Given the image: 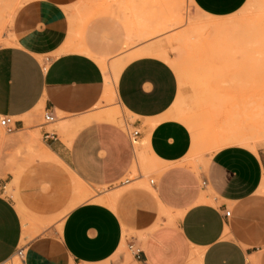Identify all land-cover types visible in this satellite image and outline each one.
<instances>
[{
    "label": "crops",
    "instance_id": "0c3cea01",
    "mask_svg": "<svg viewBox=\"0 0 264 264\" xmlns=\"http://www.w3.org/2000/svg\"><path fill=\"white\" fill-rule=\"evenodd\" d=\"M80 1L0 0V118L18 128L0 139V264L21 246L23 264H141L130 244L149 264H264V148L193 158L191 130L172 116L178 77L161 57L130 58L112 94L100 63L147 46L123 54L108 23L81 22ZM247 1L193 0L216 18ZM112 101L137 143L128 126L101 119ZM47 111L55 122L41 123ZM63 125L78 128L72 139ZM147 147L151 169L163 167L153 183L128 178ZM78 182L119 195L78 202Z\"/></svg>",
    "mask_w": 264,
    "mask_h": 264
},
{
    "label": "rangeland",
    "instance_id": "374dc122",
    "mask_svg": "<svg viewBox=\"0 0 264 264\" xmlns=\"http://www.w3.org/2000/svg\"><path fill=\"white\" fill-rule=\"evenodd\" d=\"M79 11L83 24L102 20L113 32H118L123 54L137 46L166 47L165 60L175 70L180 87L172 116L191 130L193 158L232 145L222 144L220 135L231 121L245 137L264 148V0H248L237 13L222 18L206 15L193 0H81ZM211 21L229 22L230 26L222 33L204 29ZM3 28L0 26V34ZM142 29L149 35L134 36ZM127 30L129 36L135 37L133 41L126 39ZM135 51L130 56L138 55ZM112 102L110 110L118 109L125 122L120 125L127 127V114ZM41 123H45L44 115ZM12 136L0 125V139ZM140 144L144 147L145 141ZM146 152L147 159H139L140 170L135 169L128 178H138L141 174L149 183L163 169L162 166L151 169L155 156L148 147ZM86 189L91 192L92 200L109 195H97L99 190ZM8 194H12L10 188ZM13 261L22 264L17 258Z\"/></svg>",
    "mask_w": 264,
    "mask_h": 264
},
{
    "label": "bare ground",
    "instance_id": "6f19581e",
    "mask_svg": "<svg viewBox=\"0 0 264 264\" xmlns=\"http://www.w3.org/2000/svg\"><path fill=\"white\" fill-rule=\"evenodd\" d=\"M230 26V23L229 22H215V21H211L208 25H206L205 27H203L204 29L205 28H209V29H212L213 31L215 32H219V33H222L224 30H226L227 27ZM192 26V25H191ZM193 27V26H192ZM195 27V26H194ZM190 28V27H189ZM228 29V28H227ZM190 30V29H189ZM194 30V29H193ZM73 32V31H72ZM189 33L192 32L191 31H188ZM196 34V33H195ZM145 35H149L147 34L146 30L145 29H142L140 32H136L134 34V36H139V37H143ZM181 35V34H180ZM179 35V36H180ZM184 35H187L186 33ZM189 35V34H188ZM178 36V35H177ZM133 36H129L128 38H132ZM181 37V36H180ZM191 37H193V35L191 34ZM190 37V38H191ZM176 38V37H175ZM189 38V36L187 37ZM189 38V39H190ZM194 38H195V35H194ZM179 39V38H178ZM72 40V39H71ZM180 40V39H179ZM184 39H181L180 41H182ZM187 40V39H185ZM73 41V40H72ZM155 44V43H154ZM79 45V44H78ZM148 47V46H147ZM143 48L144 50L140 51V49H136L138 51V55L134 56L135 53H134V57H140L141 55H153V56H157V57H161L163 59H166L167 58V49L166 47H164L162 44H155V45H152L151 47L149 48ZM136 52V51H135ZM128 57L126 59H121L119 61H116V62H113V64L111 66H108L104 61L101 62L100 64L102 65L105 73H106V79L109 83V91L112 93L113 91V84L117 83V79H118V76L120 74V71L121 69L124 67V65L126 64V62L130 59V58H134V57ZM117 60V59H116ZM131 60V59H130ZM171 62V61H170ZM177 65V64H175ZM179 68V66H178ZM180 69V68H179ZM114 93V91H113ZM112 93V94H113ZM124 109V108H123ZM101 119H104V120H108L110 122H113V123H116V124H121L122 123H125L124 122V119L123 117H121L120 115V111L118 109H113V110H109L105 115H103L101 117ZM232 124L235 125V122L234 121H231ZM234 122V123H233ZM230 123V122H229ZM239 123V121L237 122ZM128 124V123H127ZM232 124H228L224 127V130L222 131V133H220L221 135V139H223V143L224 145H241L242 147H247V148H250L252 150H256V148L258 147V143L257 141L256 142H252L250 141L249 139V136L248 138L245 137L244 133H242V131L236 127H234V125L232 126ZM124 125V124H123ZM64 126V125H63ZM129 127V126H128ZM78 128H72L71 126L69 125H65L63 127V130L65 131H69L70 134L72 135L71 136V139L73 137V134L77 131ZM34 134V133H33ZM68 134V136L70 135ZM68 138V137H67ZM254 138V137H253ZM252 139V138H251ZM68 140V139H67ZM258 140V139H257ZM69 141V140H68ZM253 141H255V139H253ZM222 147V146H221ZM48 149V148H47ZM42 151V150H41ZM48 151L43 153L41 155L42 158H49L48 156L51 155L48 154ZM51 152V151H50ZM40 154V153H39ZM53 155V154H52ZM140 181V180H139ZM144 181V180H143ZM145 182V181H144ZM139 183V182H138ZM77 193H78V202H81L83 201L85 198L89 197L91 195V192L86 189V187H82L81 184L78 182L77 183ZM119 193H111L107 199H105L104 197L102 196H97V198H95L96 201L98 202H104V203H108V204H113L115 202V200L117 199Z\"/></svg>",
    "mask_w": 264,
    "mask_h": 264
},
{
    "label": "built area",
    "instance_id": "2783aa9c",
    "mask_svg": "<svg viewBox=\"0 0 264 264\" xmlns=\"http://www.w3.org/2000/svg\"><path fill=\"white\" fill-rule=\"evenodd\" d=\"M44 119H45V123H53L56 121L57 117L53 112L47 111L44 114ZM16 122H17L16 119L10 115H6L0 118V125L7 134H13L17 132L18 128H17ZM128 128H129L128 132H129L131 141L133 143H137L138 137L140 135V131L137 129H132L130 127ZM127 182L128 180L124 181V183H127ZM150 182L153 183L154 180H151ZM230 214H231L230 210L226 211V216H230ZM129 251L134 255V257L137 260L140 261L141 264H149L148 261L145 258H143L144 251L142 250L141 247L135 244H130ZM15 258L19 259V261L23 264V261L25 258V247L24 246H21L17 249L15 253ZM3 264H14V261L13 259H10L9 261Z\"/></svg>",
    "mask_w": 264,
    "mask_h": 264
}]
</instances>
